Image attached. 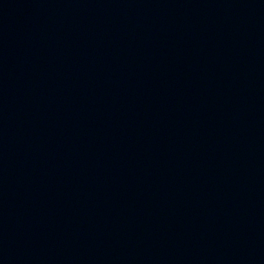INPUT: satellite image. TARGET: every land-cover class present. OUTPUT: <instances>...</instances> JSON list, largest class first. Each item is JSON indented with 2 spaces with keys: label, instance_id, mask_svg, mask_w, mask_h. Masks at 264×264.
<instances>
[{
  "label": "water",
  "instance_id": "water-1",
  "mask_svg": "<svg viewBox=\"0 0 264 264\" xmlns=\"http://www.w3.org/2000/svg\"><path fill=\"white\" fill-rule=\"evenodd\" d=\"M0 264H264V0H0Z\"/></svg>",
  "mask_w": 264,
  "mask_h": 264
}]
</instances>
